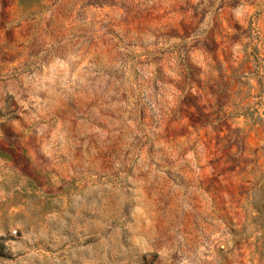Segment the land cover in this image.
Instances as JSON below:
<instances>
[{
  "label": "rangeland",
  "instance_id": "1",
  "mask_svg": "<svg viewBox=\"0 0 264 264\" xmlns=\"http://www.w3.org/2000/svg\"><path fill=\"white\" fill-rule=\"evenodd\" d=\"M0 264H264V0H0Z\"/></svg>",
  "mask_w": 264,
  "mask_h": 264
},
{
  "label": "trees",
  "instance_id": "2",
  "mask_svg": "<svg viewBox=\"0 0 264 264\" xmlns=\"http://www.w3.org/2000/svg\"><path fill=\"white\" fill-rule=\"evenodd\" d=\"M258 187V186H257Z\"/></svg>",
  "mask_w": 264,
  "mask_h": 264
}]
</instances>
